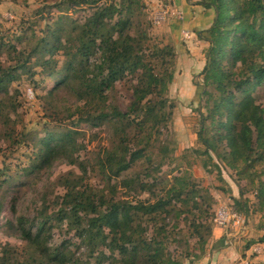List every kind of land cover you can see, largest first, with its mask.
I'll use <instances>...</instances> for the list:
<instances>
[{
    "label": "trees",
    "instance_id": "trees-1",
    "mask_svg": "<svg viewBox=\"0 0 264 264\" xmlns=\"http://www.w3.org/2000/svg\"><path fill=\"white\" fill-rule=\"evenodd\" d=\"M103 1L65 0L68 7L82 6L91 11L80 24L64 15L55 27H48L35 48L41 51L37 60L47 70L48 79L55 82L52 92L67 87L72 79L85 78L88 83L84 92L89 99L102 101L103 106L108 91H113L117 82L134 79L133 96L126 111L113 104L103 107L101 112L96 110V117L81 122L116 124L117 142L104 150L99 162L109 180L119 178L140 163L146 165L144 174L150 176L151 166L175 151L169 148L167 139H162L160 131L168 126L173 114L169 88L175 78L176 50L171 44L151 42L140 17L144 12L142 0ZM197 4L213 8L215 18L207 31L206 63L197 84L201 88L195 108L197 141L202 148L192 152L207 158L203 161L206 169L212 164L219 170L235 172L238 179L249 180L253 172L260 177L264 175V0H197ZM62 18L71 23L63 25ZM68 28L72 32L65 37ZM60 51L68 56L67 63L54 74L56 60L51 55ZM92 62L94 73L88 77L87 69L83 70ZM8 76L9 73L0 75V85ZM78 134L75 129L47 130L36 146L34 167L49 166L61 156L71 154L78 148ZM155 168L158 172L160 163ZM139 175L123 179L122 183L129 189L151 192L162 180L155 177L148 181ZM6 176L7 172L0 169L1 183L7 182ZM196 187L195 179L187 171L174 175L170 188L154 203H133L107 195L97 202L90 195L77 198L69 192L63 202L70 210L64 212L63 218L75 226L76 235L96 260L94 264H178L169 254L166 229L161 226L147 235L139 221L143 217L160 219L166 212L181 216L182 208H198L197 198L207 190ZM256 189V211L264 218V181L259 180ZM208 196L212 199L209 192ZM238 205L246 209L245 201ZM1 210L0 199V213ZM47 223L48 219L34 225L19 217L21 237L35 254L11 262L6 257L10 249L4 247L6 255L0 257L1 264L76 263L70 244L60 248L48 245ZM193 225L198 235L199 229L206 227L202 221H194ZM208 229L212 234L213 229ZM205 243L202 242V249Z\"/></svg>",
    "mask_w": 264,
    "mask_h": 264
},
{
    "label": "rangeland",
    "instance_id": "rangeland-1",
    "mask_svg": "<svg viewBox=\"0 0 264 264\" xmlns=\"http://www.w3.org/2000/svg\"><path fill=\"white\" fill-rule=\"evenodd\" d=\"M142 2L144 12L140 17L148 28L151 42L158 45L171 44L175 47L176 78L182 75L184 67L180 65L181 57L176 42L167 32L173 18H167L158 26L151 22L154 12L164 10L173 1ZM89 11L91 10L82 6L68 7L65 0H0V75L9 73L3 85H0V169L7 172V182H0V257L6 255L4 247L10 249L6 257L11 262L15 258L22 261L30 253L35 254L18 230V218L25 217L34 225L48 219V245L51 248H60L70 244L71 256L76 261H71V264H94L96 260L90 257L89 249H86L76 235L75 226L69 219L63 218L64 212L70 210L63 202L65 195L69 192H73L77 198L90 195V198L97 202L102 195H107L116 200H129L133 203H154L157 197L170 188L174 175L188 171L197 183L195 189L207 190L198 196V208H182L181 216L166 212L160 215V219L158 217L150 220L143 217L139 223L145 228L146 234L152 235L156 228L164 227L168 236L169 254L178 264H264V247L261 253L254 250L264 243V236H260L264 218H257L255 221L250 219V222L246 219L248 211L257 212L256 188L259 180L264 181V175L259 177L253 172L249 180L238 179L235 172L225 168L219 170L212 164L209 168H204L203 161L207 158L192 152V149L202 148L197 137L194 138L199 129L196 107L193 108L189 120L183 115L179 118L178 114L175 119V113L182 114L185 109L179 103L180 86L173 93L169 90V97L174 102L172 119L168 126L160 131L162 139H167L169 148L175 150L173 155L168 158L161 156L162 159H158L154 166H151L150 176L144 174L146 165L142 163L117 179L109 180L102 172L99 162L103 152L107 148L111 149L117 142L116 124L113 121H81L96 117L103 107L113 104L126 111L132 100L134 79L129 77L117 82L113 91H108L105 106L102 101L100 103L97 99H89L86 95L84 90L88 81L85 78L72 79L67 87L52 92L55 82L48 79L47 70L41 67L37 60L41 54L40 49L35 50L48 27H55L62 16L72 17L80 24L84 22ZM61 23L67 26L71 21L63 19ZM71 32L68 28L65 37ZM182 40L187 42L183 36ZM64 53L60 51L51 55L56 60L54 74L61 71L67 63L68 56ZM93 64L94 62L88 64L83 70L85 72L87 69L88 77H92L94 73ZM178 81L181 85L184 82L182 78ZM192 81L196 85L199 82L196 76ZM96 110L99 112L96 113ZM49 129L78 130V148L71 154L54 160L49 166L34 167L37 165L36 146ZM158 163L160 169L155 172V165ZM139 174L147 177L148 181L155 177L162 180L151 192L129 189L122 183L123 179H135ZM240 201L246 202V209L238 205ZM219 204L231 206L245 216L244 228L253 223L255 227L252 236H243V227L225 229L217 226L213 217ZM194 221H202L206 226L199 229V235L194 230ZM208 227L213 229L212 234ZM33 229L35 230L36 226ZM217 229H225L226 232L222 230L223 236L219 234L220 236L215 237L214 231ZM236 233L238 236L234 238ZM226 234L230 236L226 237ZM241 236L242 238H238ZM232 240L234 241L230 243ZM203 241L206 243L202 249Z\"/></svg>",
    "mask_w": 264,
    "mask_h": 264
},
{
    "label": "crops",
    "instance_id": "crops-1",
    "mask_svg": "<svg viewBox=\"0 0 264 264\" xmlns=\"http://www.w3.org/2000/svg\"><path fill=\"white\" fill-rule=\"evenodd\" d=\"M172 1L173 5L182 10L185 14L183 20H178L175 18L171 19L169 26L167 27L168 35H172L173 39L176 42V48L181 57L180 65L183 66L184 69L182 70V75H180L181 77L178 76L175 78V81L170 88V92L173 93L174 90L177 91V87L180 86L179 103L185 108L184 111H182V114L175 113V119L177 114L178 116L180 115L179 118L181 117V115H183L184 117H187V119H190L192 110L197 106L201 93V88L194 84L192 80L194 76H196L197 80H201L200 73L205 67L206 50L209 47V42L207 40V31L213 24L215 11L211 7H204L197 4V0ZM183 30H189L193 33H196V37L194 38V36H192L190 40H187V42L184 43L182 40ZM179 77L184 80L182 85L181 82L178 81L180 79ZM184 133L186 134V131ZM195 137H197L196 134L194 138ZM185 139L183 140V142H185ZM246 215L247 222H250V219H253L255 221L257 218L260 219L262 217L260 213H254L253 211H248ZM254 227L255 226L253 223L247 224L245 228L243 227V229L241 230L243 232V236H246L248 234L252 236ZM262 229L263 231L260 236H264V227ZM222 230L225 231V229ZM222 230H215L214 236L218 237L220 236L219 234H222V237L224 234ZM237 234L238 233L234 235V238L238 236ZM229 236V234H226V237ZM238 238H242V236ZM233 241L234 240L230 241V243ZM261 246L263 248L264 243Z\"/></svg>",
    "mask_w": 264,
    "mask_h": 264
},
{
    "label": "built area",
    "instance_id": "built-area-1",
    "mask_svg": "<svg viewBox=\"0 0 264 264\" xmlns=\"http://www.w3.org/2000/svg\"><path fill=\"white\" fill-rule=\"evenodd\" d=\"M184 12L180 9H178L176 6L173 5V2L166 6L164 10L154 12L151 17V22L154 26H158L163 24L167 18H175L178 20L184 19ZM182 36L186 40H190L192 36H194V33L189 30H183ZM245 216L243 217L241 213L237 212L235 208L225 205V204H219L215 214L213 221L214 223L221 227V228H235L240 229V227H243ZM255 252L261 253L263 251V248L261 245L255 247Z\"/></svg>",
    "mask_w": 264,
    "mask_h": 264
}]
</instances>
